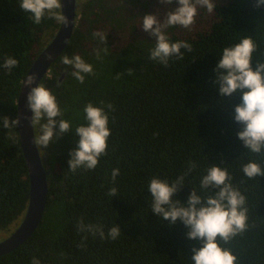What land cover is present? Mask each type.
<instances>
[{"label":"trees","instance_id":"1","mask_svg":"<svg viewBox=\"0 0 264 264\" xmlns=\"http://www.w3.org/2000/svg\"><path fill=\"white\" fill-rule=\"evenodd\" d=\"M215 2L216 11L208 14L201 9L190 30L166 29L172 42L186 40L192 49L183 60L164 67L148 59L156 38L143 30L142 18L152 14L163 21L177 4L77 0L79 17L73 35L42 82L53 91L63 118L73 127L86 124L83 109L88 103L112 104L111 110L106 109L112 133L107 155L95 170L73 173L68 161L76 147L74 131L46 148L49 193L43 218L33 235L0 255V264H31L33 256L41 264H191L192 249L202 247V241L188 239L181 222L169 225L157 217L147 191L151 178L171 183L188 171L190 161L196 167L173 200L186 204L193 189L205 199L215 194L219 189H201L200 179L213 164L227 168L232 185L246 197L247 227L227 243H219L231 250L235 264H264V178L249 180L241 171L248 160L264 167V154L250 153L238 138L242 126L234 115L242 96L222 97L214 84L220 52L244 37H251L256 45L253 69L257 62L264 63V6L257 7V0ZM29 17L19 8V0H0V65L9 56L18 61L11 72L0 67V126L4 117L19 116L26 73L60 26L47 16L39 25ZM95 31L103 32L107 40L99 43L92 38ZM65 55H80L93 65L95 75L80 84L65 71ZM58 82L63 86L58 88ZM114 168L120 169L115 185ZM113 186L119 194L111 198L107 193ZM30 194L19 127H0V240L19 226ZM81 217L86 224L103 225L105 233L117 224L121 234L113 241L80 233Z\"/></svg>","mask_w":264,"mask_h":264},{"label":"clouds","instance_id":"2","mask_svg":"<svg viewBox=\"0 0 264 264\" xmlns=\"http://www.w3.org/2000/svg\"><path fill=\"white\" fill-rule=\"evenodd\" d=\"M160 3L166 6L173 4L178 6L173 11H169L163 21L158 15H145L142 18V28L156 38L154 47L149 50L148 59L168 67L173 60H183L185 52H190L192 45L186 40L172 42L166 34V29L178 26L184 30H190L196 23L201 9L208 14H213L217 4L215 0H160ZM256 6H264V0H257ZM19 8L24 13L30 14L29 18L37 25L45 16L63 25L69 23L68 18L60 11L61 0H19ZM92 38L99 43L107 40V36L101 31L93 32ZM255 51L256 45L251 37H244L234 46L223 48L215 69L214 84L222 97H232L234 94L242 96V103L235 107L234 120L242 126V130L237 135L250 153L260 155L264 154V63L257 62L255 70L253 69L252 61ZM100 53L101 49L97 48V59H100ZM62 64L65 66V71H69L80 84H84L86 76L95 75L93 65L85 62L80 55L72 57L65 55L62 57ZM17 66L18 61L11 56L5 58L0 65L8 72ZM36 80L35 74L26 73L24 85H27L30 91L25 107L32 112V115L25 116L24 119L30 120L34 129L39 126V132H35L34 136V144L39 153L41 149L44 152V149L65 133L74 131L76 147L69 154L71 157L68 161L69 171L76 173L80 169L95 170L100 158L107 155L108 140L112 134L107 110L113 108L112 104L97 107L88 103L83 109L86 124L82 123L73 127L69 120L63 118V112L53 91L43 82L33 86ZM62 86L61 82L57 83L58 88ZM43 120L46 122L41 123ZM20 123L19 116L16 119L4 117L0 127L8 130L15 129ZM195 167V163L190 161L188 171L179 175L171 183L159 177L151 178L147 185V191L151 194L150 209L169 225H175L178 221L184 224L188 229V239L202 241V247L192 249L191 264H235L236 257L231 250L223 248L219 241L223 240L227 243L246 229L248 211L246 197L232 185L228 169L213 164L201 177L200 188L207 191L212 187L219 189L218 192L207 195L205 199L196 189H193L186 204L173 200V196L185 184L188 172ZM241 171L249 180L264 178V167L256 160L242 163ZM119 175V168L112 169L111 178L114 185ZM118 194L119 190L115 186L111 187L107 193L111 198ZM77 229L80 233H91L94 237L98 235L102 240L114 241L121 234L117 224L105 233L103 225L86 224L83 217L78 221ZM86 240L87 236H84L80 241L82 249L86 248ZM31 264H41V261L33 256Z\"/></svg>","mask_w":264,"mask_h":264},{"label":"water","instance_id":"3","mask_svg":"<svg viewBox=\"0 0 264 264\" xmlns=\"http://www.w3.org/2000/svg\"><path fill=\"white\" fill-rule=\"evenodd\" d=\"M61 3L60 11L68 18L69 23L67 25L60 24L56 33L31 66L28 73L37 76L33 86H38L49 73L51 65L68 45L77 25V0H61ZM50 56L51 59H49ZM24 81L18 99L19 117L21 118L19 134L29 169L31 194L27 211L19 226L11 235L0 241V255L14 250L33 235L43 218L49 193V171L44 164L46 158L43 149L39 153L34 144V136L37 130L33 128L30 120L24 119L25 116L30 117L32 115V112L25 107L30 88L24 85Z\"/></svg>","mask_w":264,"mask_h":264},{"label":"rangeland","instance_id":"4","mask_svg":"<svg viewBox=\"0 0 264 264\" xmlns=\"http://www.w3.org/2000/svg\"><path fill=\"white\" fill-rule=\"evenodd\" d=\"M1 235H2V234H0V238L2 237ZM9 235H10V234H9ZM9 235H7V237H8ZM4 237H5V236H3V238H4ZM0 241H1V240H0Z\"/></svg>","mask_w":264,"mask_h":264},{"label":"flooded vegetation","instance_id":"5","mask_svg":"<svg viewBox=\"0 0 264 264\" xmlns=\"http://www.w3.org/2000/svg\"><path fill=\"white\" fill-rule=\"evenodd\" d=\"M78 17H79V16H78ZM77 21H78V19H77ZM45 150H46V149H44V152H45Z\"/></svg>","mask_w":264,"mask_h":264}]
</instances>
